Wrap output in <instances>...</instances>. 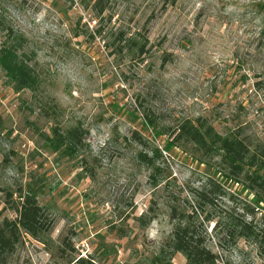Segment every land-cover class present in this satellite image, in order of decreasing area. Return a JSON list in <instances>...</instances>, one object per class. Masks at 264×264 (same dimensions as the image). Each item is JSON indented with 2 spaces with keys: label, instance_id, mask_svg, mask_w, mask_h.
I'll return each mask as SVG.
<instances>
[{
  "label": "rangeland",
  "instance_id": "1",
  "mask_svg": "<svg viewBox=\"0 0 264 264\" xmlns=\"http://www.w3.org/2000/svg\"><path fill=\"white\" fill-rule=\"evenodd\" d=\"M5 49L26 82L0 61V222L30 187L49 226L22 232L6 264H186L166 245L171 212L195 211L207 178L221 189L205 208L215 264H264L254 241L224 238L242 216L264 233L245 178L262 159L235 178L216 147L164 152L184 120L264 148V0H0ZM73 128L81 143L61 156L52 131Z\"/></svg>",
  "mask_w": 264,
  "mask_h": 264
},
{
  "label": "trees",
  "instance_id": "2",
  "mask_svg": "<svg viewBox=\"0 0 264 264\" xmlns=\"http://www.w3.org/2000/svg\"><path fill=\"white\" fill-rule=\"evenodd\" d=\"M139 49L142 51L143 48L140 47ZM3 54L5 58L0 59L2 67L15 79L17 74L19 84L25 83L24 71L22 68L15 66L10 49H5ZM156 134L158 136L164 135L162 133ZM169 136H171L172 142H167L164 152L169 151L176 143H180V147L185 152L189 151V148H195L210 153L211 149L216 147L222 156L221 164H225L229 174L235 178L243 173L245 166H248L246 165L248 159L251 162L256 161L257 158L262 159V164H264V148H258V152H251L250 146L244 140L238 139L233 134L220 137L215 129L210 125L206 126L205 122L199 123L197 121L194 123L190 120H184L176 125ZM81 139L82 132L79 128H73L65 135L53 130L51 143L54 151H59L61 156H68L72 155L71 151L76 148V145H80ZM139 143L145 147V143L141 140H139ZM138 157L142 162L153 165L155 160L162 157V152L158 147H154L152 158L147 159L144 154H140ZM249 166L248 169H251L252 166ZM259 171L257 168H253L251 174H247L245 178L250 183L251 190L262 196L264 194V176L258 175ZM213 182L211 178H207V183L202 189L194 190L191 193L195 201V211H191L186 215L177 214L175 210L171 212V218L173 220L178 218V223L174 225L166 245L173 252L183 255L186 264H215L217 261L215 255L206 247L207 232L204 226L213 221V218L205 213V208L213 204L212 195H218L221 191L219 186H216L215 190L211 189ZM20 199H22V202L19 207L15 208L17 217L14 220L4 218L0 222V264H6V259L13 253L22 232L36 238L46 233L49 228L45 222L43 208L38 203L35 190L30 187L27 188L25 193L20 195ZM252 211L250 210L246 215H252ZM200 216H204V218L199 221ZM227 217H229L230 222L232 218L228 214ZM224 238L232 244L238 239L251 240L257 243L260 249L264 250V233L256 228L253 220L247 221L243 216L238 218L233 223L232 228L225 232ZM74 264H92V259L79 258Z\"/></svg>",
  "mask_w": 264,
  "mask_h": 264
}]
</instances>
